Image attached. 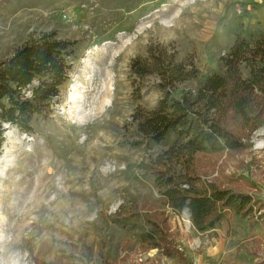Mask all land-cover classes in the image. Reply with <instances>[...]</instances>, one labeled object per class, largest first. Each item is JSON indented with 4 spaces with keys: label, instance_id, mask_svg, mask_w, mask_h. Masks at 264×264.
<instances>
[{
    "label": "rangeland",
    "instance_id": "1",
    "mask_svg": "<svg viewBox=\"0 0 264 264\" xmlns=\"http://www.w3.org/2000/svg\"><path fill=\"white\" fill-rule=\"evenodd\" d=\"M44 32L78 41L79 52L61 94L35 115V131L7 125L0 149V264L262 260L264 123L242 132L244 150L197 158L194 169L203 179L255 200L251 218L231 212L204 232L187 209L178 214L164 204L144 165L175 136L156 143L137 126L169 90L155 60L173 57L198 68L199 80L219 72L220 56L237 36L250 41L264 32V0H0V59ZM137 59L150 71L137 73ZM241 70L246 77L248 69ZM196 85L179 83L173 95ZM156 212L167 216L170 254L139 238Z\"/></svg>",
    "mask_w": 264,
    "mask_h": 264
},
{
    "label": "trees",
    "instance_id": "2",
    "mask_svg": "<svg viewBox=\"0 0 264 264\" xmlns=\"http://www.w3.org/2000/svg\"><path fill=\"white\" fill-rule=\"evenodd\" d=\"M78 44L44 32L0 59V149L7 125L35 131V115L51 107L70 79ZM155 61L163 68L160 73L169 90L138 122L137 133L156 143L175 136L168 150L144 164L162 201L178 214L187 209L200 232L216 228L231 212L251 218L255 200L250 194L203 179L194 167L200 155L244 150L242 132L249 135L264 123V32L250 41L237 36L220 56V71L202 80L198 68L188 69L173 57L166 63ZM242 66L248 69L246 77ZM133 67L141 75L150 71L139 59ZM191 79L197 81L194 88L184 90L180 97L173 95L179 83ZM164 215L153 214L152 228L139 238L147 248L170 254V226ZM252 264H264V258Z\"/></svg>",
    "mask_w": 264,
    "mask_h": 264
},
{
    "label": "bare ground",
    "instance_id": "3",
    "mask_svg": "<svg viewBox=\"0 0 264 264\" xmlns=\"http://www.w3.org/2000/svg\"><path fill=\"white\" fill-rule=\"evenodd\" d=\"M12 188V187H11ZM8 189V188H7ZM9 190V189H8Z\"/></svg>",
    "mask_w": 264,
    "mask_h": 264
}]
</instances>
